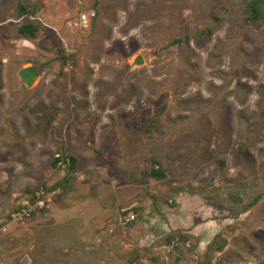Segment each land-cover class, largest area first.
I'll return each instance as SVG.
<instances>
[{"label":"rangeland","instance_id":"rangeland-1","mask_svg":"<svg viewBox=\"0 0 264 264\" xmlns=\"http://www.w3.org/2000/svg\"><path fill=\"white\" fill-rule=\"evenodd\" d=\"M249 1L0 0V264H264V6L249 23ZM58 154L78 159L72 191L3 232L69 172Z\"/></svg>","mask_w":264,"mask_h":264},{"label":"trees","instance_id":"trees-1","mask_svg":"<svg viewBox=\"0 0 264 264\" xmlns=\"http://www.w3.org/2000/svg\"><path fill=\"white\" fill-rule=\"evenodd\" d=\"M263 6H264V0H250L246 4L245 9H244L246 21L249 23L259 21L262 17V7ZM18 9H19V13L21 16H24L26 14H30L34 16L37 14L38 4L19 1ZM40 30H41V26L37 23H32V22L24 23L18 28V32L23 37L31 38V39L38 37ZM182 41H183V38H178V39H175L172 42V44L181 43ZM60 60H61L62 72H63L66 66L70 65L71 63H74V55H70L64 49H61L60 50ZM2 71H3V67H2V64L0 63V84L2 82ZM61 160L69 168V172L66 174V176L54 186H51V187L39 186L37 188H33L29 190L26 193V195L18 202L17 206L13 209V211L19 208L21 201L25 198H30L31 200L35 201L36 200L35 193L41 189H47L50 191V190H57L60 188L62 190L61 192L57 193V195L52 197L51 200L48 201L47 206L44 209H42L41 212L49 211L48 209L51 206L50 202L53 200V198H56L57 196L60 197L61 199L66 198L68 193L72 191L73 189V181H74L75 174L77 171L76 166H77L78 159L73 154L71 155L65 154L64 156H59V157L56 156V158L53 159L54 165L61 166L59 165V161ZM153 161L155 163V166L151 170V173H150L151 176L157 179H165L167 177L166 167L160 160L156 158H154ZM258 200H259V197H257L254 202L250 203L248 207L252 206ZM137 210L138 208H134V212H137ZM36 214L38 213H35L33 217L36 216ZM124 214L128 215L129 213L128 211L127 212L125 211ZM136 221H137V218L133 220L132 222H130L129 224L130 225L134 224ZM175 239H176L175 237H172L170 238V241H173ZM179 239L187 240L188 238L185 235H181ZM215 241L219 242L220 250H223L225 248L226 246L225 240H223L222 235L220 233H218L215 236Z\"/></svg>","mask_w":264,"mask_h":264},{"label":"built area","instance_id":"built-area-1","mask_svg":"<svg viewBox=\"0 0 264 264\" xmlns=\"http://www.w3.org/2000/svg\"><path fill=\"white\" fill-rule=\"evenodd\" d=\"M96 12L93 11L90 16L87 14H83V19L85 25L89 26L90 22L89 20L91 17H95ZM60 156L59 154L57 155ZM59 165L64 166V162L61 160L59 161ZM62 190L59 188L57 190H47V189H41L35 193L36 200L33 201L30 198H25L21 201L19 208L12 211L8 217L7 224L2 228L3 232L8 231L9 224L10 223H24L27 220L31 219L35 213L41 212L42 209H44L48 201L52 199L57 193L61 192ZM137 218V214L130 213L129 215L125 216L123 219V225H128L130 222L135 220Z\"/></svg>","mask_w":264,"mask_h":264},{"label":"water","instance_id":"water-1","mask_svg":"<svg viewBox=\"0 0 264 264\" xmlns=\"http://www.w3.org/2000/svg\"><path fill=\"white\" fill-rule=\"evenodd\" d=\"M136 64H142L143 63V58L142 56H138L135 60ZM19 75L22 79V81L27 85V86H32L36 80L40 77V71L38 68L34 65L26 66L20 69Z\"/></svg>","mask_w":264,"mask_h":264}]
</instances>
